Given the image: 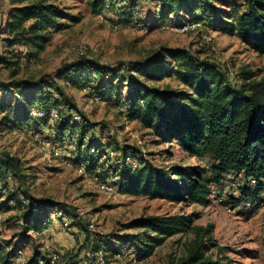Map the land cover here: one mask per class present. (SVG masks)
Masks as SVG:
<instances>
[{"label":"trees","instance_id":"16d2710c","mask_svg":"<svg viewBox=\"0 0 264 264\" xmlns=\"http://www.w3.org/2000/svg\"><path fill=\"white\" fill-rule=\"evenodd\" d=\"M1 1L7 3V8L5 18L3 10H0V34L4 35L1 40L8 48L10 59L0 55V61H5L12 69L11 74L17 75L22 59L37 60L52 42L54 34L67 26L65 19L73 17L55 0ZM155 1L161 5L157 17L160 21L166 20L170 26L202 20L204 30L209 32L212 22L220 16L217 25L222 32L236 36L255 52L264 54V0H221L228 11L216 6L217 0ZM108 2L118 10L127 6V16L134 15L138 7V0H132L130 4L124 0H96L94 7L109 6ZM185 10L187 14L184 16ZM174 18L176 20H172ZM197 33L202 37L201 31ZM78 56L76 62L61 72L65 77L64 85L51 80H19L16 86L0 84L3 94L15 93L14 88H22L21 92L39 88L25 105L22 102L25 115L14 122L7 115L5 124L10 127L51 124L50 135L44 134L42 128L32 133L49 139L52 135L60 142L67 141L79 130L77 159L80 167L84 164L85 172H96L103 181L110 171L112 177L117 178L115 183L122 194L206 206L212 201L213 187H216L233 208L242 202H258L264 192V76L259 77L258 72L249 68L241 69L239 74L234 73L190 48L179 46H160L146 60L135 65L121 63L111 66L89 56L87 50L86 54L78 53ZM122 73L133 78L140 74L152 81L173 77L185 86V90L170 84L150 87L133 80L129 83V94L118 106L127 119L139 121L162 141H176L191 156L209 157L210 168L159 167L143 158L142 153L132 146L107 148L96 143L91 136L87 137L90 130L101 124L91 122L66 89L87 91L90 98L99 96L101 101L108 96V91L113 89V81L118 80ZM236 74L238 80L234 82L232 79ZM50 109L57 110L58 117L53 118L49 113L33 115L34 110ZM76 113L81 116L80 121L74 119ZM111 153L115 155L113 158L109 157ZM115 158L117 163H112ZM27 180L28 174L21 159L0 150V209L18 210L22 224L19 241L23 243L32 239V232L44 233L51 223L54 209L49 198L35 197L24 189ZM230 181L238 183L239 196L222 192ZM129 225L140 230L129 236L132 242H138V260L150 257L166 237L192 232L193 238L186 243V254L177 264H230L220 254L214 257L212 247L215 241L210 226L195 225L192 214L143 215ZM71 226L72 223L68 224ZM87 230L91 231L89 227ZM86 238L92 240L90 235ZM3 249L5 247L0 242V253ZM16 249L7 251L2 257L0 255V264H11ZM38 252L36 250L26 264H48L50 254L41 256ZM218 253H222V248L218 247ZM88 264L100 263L95 259ZM105 264H108L107 259Z\"/></svg>","mask_w":264,"mask_h":264},{"label":"rangeland","instance_id":"374dc122","mask_svg":"<svg viewBox=\"0 0 264 264\" xmlns=\"http://www.w3.org/2000/svg\"><path fill=\"white\" fill-rule=\"evenodd\" d=\"M55 1L73 18L65 19L67 26L54 34L52 42L37 60L22 59L17 75L11 74L12 69L7 67L5 61H0V84L16 86L19 80H51L64 85L65 77L61 72L79 59L80 47L86 49L89 56L111 66L121 63L135 65L146 60L160 46L186 47L234 73L239 74L241 69L249 68L258 72L259 77L264 76V54L255 52L236 36L222 32L217 25L220 16L209 27L212 40L207 43L200 33L175 32L166 20L160 21L157 14L161 5L155 0H138L134 15L129 16L125 11L128 10L127 6L118 10L109 2V6L98 8L94 7L96 0ZM124 1L130 4L132 0ZM215 4L223 11L229 10L221 0ZM6 8L7 3L0 0L4 18ZM183 14H187L186 10ZM1 18L0 13V21ZM2 36L0 34V55L10 59L8 48L2 44ZM237 74L232 79L234 82L238 80ZM134 76L138 78L127 73L120 74V78L113 81V89L101 101L90 98L87 91L66 89L88 119L101 124L90 130L87 137L91 136L96 143L107 148L132 146V149L142 153L143 158L159 167L181 165L210 168L209 157L191 156L176 141H162L139 121H131L121 113L118 104L129 94V83L133 80L150 87L170 84L176 89L185 90V86L173 77L152 81L140 74ZM13 90L15 93L7 94L0 90V150L21 159L28 174L24 189L35 197L49 198L54 209L51 223L44 233L39 235L32 232V239L23 243L19 241L22 224L18 210L2 207L0 242L5 250L0 253L1 257L17 248L24 252L26 263L38 250L41 256L58 254L56 264H88L98 260L102 253L106 255L104 260L107 259L108 264H177L186 254V243L193 238L192 232L166 237L150 257L138 260V242H132L129 236L140 230L132 228L129 223L143 215L192 214L195 225L210 226L215 241L212 247L214 257L220 254L230 264H264V192L256 204L242 202L236 208L226 202L219 189L206 206L122 194L115 183L117 178L112 177L110 171L105 181L96 172H80L81 164L77 159L79 130L63 142L52 135L51 139L46 137L51 143L48 147L34 140L32 132L42 128L44 134L50 135L51 124L6 125L4 118L7 115L12 122L25 115L22 102L25 105L39 88L32 87L25 92H21L22 88ZM96 97L99 99V96ZM114 156L113 153L109 157ZM111 161L117 163L116 158ZM103 183L110 184L113 190L102 189ZM224 188L234 196L240 195L238 183L230 181ZM66 222L72 223V226L68 227ZM88 227L91 231L87 230ZM87 235L92 240L87 239ZM218 247L222 248V253H218Z\"/></svg>","mask_w":264,"mask_h":264},{"label":"built area","instance_id":"2783aa9c","mask_svg":"<svg viewBox=\"0 0 264 264\" xmlns=\"http://www.w3.org/2000/svg\"><path fill=\"white\" fill-rule=\"evenodd\" d=\"M205 25L204 22L202 20H196V21H185L183 22L181 25H175V26H171V29L175 32H179V33H186V32H197V31H201L202 32V37L204 39V41L209 42L212 40V36H211V30H209V32H206L204 30ZM78 53L80 55L86 54V50L83 47H80L78 50ZM97 100L98 97H95ZM50 114L53 118L58 117V112L55 109H50L49 111H43V110H34L33 111V115L35 116H44L46 114ZM74 119L77 121L81 120V116L79 114H75ZM34 140H36L37 142L42 143L43 145L50 147V142L49 140H47L46 138H43L42 136H40L39 134H35L34 135ZM113 154V153H111ZM129 161H131L132 159L128 158ZM134 164L136 163L135 161H132ZM80 172H84V168L80 167ZM101 188L104 190H113V187L110 184H101ZM217 189L216 187H213V194L217 193ZM224 193H228V190L226 188L223 189ZM69 223L66 222L65 225H68ZM58 254L56 253H52L50 254V260L48 264H56V261L58 260ZM98 263L100 264H105V260H104V254L102 253L97 260ZM11 264H26V257L25 254L22 250H17L14 257L11 260ZM40 264H45L43 262H41ZM47 264V263H46Z\"/></svg>","mask_w":264,"mask_h":264}]
</instances>
